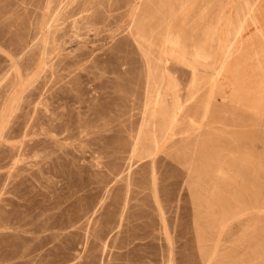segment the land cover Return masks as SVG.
Segmentation results:
<instances>
[{"label":"rangeland","instance_id":"obj_1","mask_svg":"<svg viewBox=\"0 0 264 264\" xmlns=\"http://www.w3.org/2000/svg\"><path fill=\"white\" fill-rule=\"evenodd\" d=\"M87 1L0 0V264H264V0Z\"/></svg>","mask_w":264,"mask_h":264},{"label":"bare ground","instance_id":"obj_2","mask_svg":"<svg viewBox=\"0 0 264 264\" xmlns=\"http://www.w3.org/2000/svg\"><path fill=\"white\" fill-rule=\"evenodd\" d=\"M89 1V0H88ZM87 1V2H88ZM94 1V0H93ZM93 1H90V2H92L93 3ZM77 2V1H76ZM89 2V3H90ZM162 2V1H161ZM165 2H166V0H165ZM164 2V3H165ZM79 3V2H78ZM81 3V2H80ZM59 4V3H58ZM160 4V3H159ZM67 5V4H66ZM112 5V4H111ZM149 5V4H148ZM73 6V5H72ZM92 6V4H84V5H82V7L81 6H76V7H72L70 10H68V16L67 17H70V18H72V24H71V26L72 27H75V25H76V23H77V21H78V17L79 16H81L82 18H84V22H88V24H89V22H93L92 20H94L91 16H92V14L94 13L93 12V8L91 7ZM146 6V5H145ZM167 6V5H166ZM165 6V7H166ZM182 6V5H181ZM67 7H68V5H67ZM99 7V6H98ZM63 8H64V6H63ZM136 8V7H135ZM144 8V7H143ZM155 10L154 11H156V8H154ZM172 9V8H171ZM66 10V9H65ZM144 10V9H143ZM95 11H96V9H95ZM141 11V10H140ZM174 11V10H173ZM181 11V10H180ZM61 12V11H60ZM142 12V11H141ZM159 12V11H158ZM81 13H83V14H81ZM172 13H174V12H172ZM133 14V13H132ZM138 14H140V13H138ZM143 14V13H142ZM146 14V13H145ZM155 14H157V13H155ZM171 14V13H170ZM76 15H78V16H76ZM137 15V14H136ZM151 15V14H150ZM153 15V14H152ZM158 15V14H157ZM165 15V14H164ZM138 16V15H137ZM147 16V15H146ZM139 17V16H138ZM155 17V16H154ZM250 17V16H249ZM55 18V17H54ZM150 18V17H149ZM153 18V17H152ZM51 19V18H50ZM57 19V18H56ZM142 19V18H141ZM157 19H158V17H157ZM168 19V18H167ZM54 20V19H53ZM144 20H145V18H144ZM159 20V19H158ZM83 22V23H84ZM113 22V21H112ZM146 22V21H145ZM152 22V21H151ZM155 22H156V20H155ZM160 22V21H159ZM257 22V21H256ZM149 23V22H148ZM52 24V23H51ZM138 24V23H137ZM151 24V23H150ZM90 25H91V23H90ZM95 25H97V24H95ZM94 25V26H95ZM153 25V24H152ZM149 26V25H148ZM51 27V26H50ZM93 27V26H92ZM134 27V26H133ZM136 27V26H135ZM147 27V26H146ZM137 28H138V26H137ZM139 29V28H138ZM244 29V28H243ZM49 30V29H48ZM72 31V30H71ZM70 31V32H71ZM137 31V30H136ZM149 31H151L150 29H149ZM260 31V30H259ZM142 32V31H141ZM159 32V31H158ZM173 32V31H172ZM174 32H177L176 30L174 31ZM179 32V31H178ZM238 32H240L239 30H238ZM262 32H264V31H262ZM145 33V32H144ZM149 34H151L152 33V31H151V33L150 32H148ZM181 33V32H180ZM141 34V33H140ZM148 34V35H149ZM153 34V33H152ZM161 34V33H160ZM171 34V33H170ZM138 35V34H137ZM157 35V34H156ZM172 35H173V33H172ZM236 36V35H235ZM150 37V36H149ZM157 37V36H156ZM177 37V36H176ZM179 37H180V35H179ZM153 40V39H152ZM176 40V39H175ZM183 40V39H182ZM56 41V40H55ZM167 41V40H166ZM232 41V40H231ZM147 42H148V40H147ZM233 43V42H232ZM57 45V44H56ZM166 46V45H165ZM164 46H162V48H163ZM36 48V47H35ZM54 48V47H53ZM164 50H169L168 48H166V49H164ZM34 52V51H33ZM46 54V53H45ZM206 55V54H205ZM52 56V55H51ZM51 58V57H50ZM50 65V64H49ZM152 73V72H151ZM170 76V75H169ZM153 78V77H152ZM168 80V79H167ZM162 82V81H161ZM176 84V83H175ZM151 85V84H150ZM159 86V85H158ZM175 86V85H174ZM173 86V87H174ZM176 86H177V84H176ZM175 86V87H176ZM151 87V86H150ZM149 87V88H150ZM152 88V87H151ZM159 90V89H158ZM173 90V89H172ZM150 92V91H149ZM157 92V91H156ZM159 95H160V93H159ZM162 95V94H161ZM151 96V95H150ZM174 99H175V107H174V110H175V114L174 115H171L170 116V119L172 118L173 119V121H175V122H181V123H184V118H185V116H183V113L186 111V107L185 106H183V104H182V101H181V99H180V94H179V91H178V89L177 88H174V91L172 92V95H171ZM169 97V96H168ZM43 98V97H42ZM155 100V99H154ZM153 102V101H152ZM194 104V103H193ZM193 104H192V106H193ZM159 105V104H158ZM152 109H154V108H152ZM191 110V109H190ZM156 110H153L152 111V113H151V119L153 120V121H155L156 119ZM173 124V123H172ZM154 128V127H153ZM153 134L154 135H156L157 137L159 136L157 133H156V128H154V132H153ZM173 138V137H172ZM155 139V138H154ZM153 139V140H154ZM164 139V138H163ZM156 142V141H155ZM157 143H158V148L160 147V143H159V141H157ZM189 258V257H188Z\"/></svg>","mask_w":264,"mask_h":264}]
</instances>
